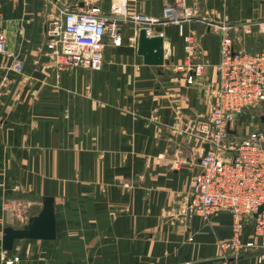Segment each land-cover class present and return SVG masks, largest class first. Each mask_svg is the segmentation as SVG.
Here are the masks:
<instances>
[{"label":"crops","instance_id":"obj_1","mask_svg":"<svg viewBox=\"0 0 264 264\" xmlns=\"http://www.w3.org/2000/svg\"><path fill=\"white\" fill-rule=\"evenodd\" d=\"M165 1L0 0V32L16 54L0 52V264L17 255L14 264H264V246L231 253L220 245L231 238L229 212L185 214L202 152L190 127L207 105L205 88L175 67L202 60L203 84H215L212 23L264 20V0H186L183 31L197 49L185 50L177 24L154 23L162 64L137 52L141 24L131 19L121 44L105 45L99 70H58L49 56L47 25L61 9L160 17ZM259 36L236 45L253 49ZM46 195L57 237L17 239L3 255L5 226L22 227ZM11 201L30 203V216L5 207ZM239 239L261 241L251 223Z\"/></svg>","mask_w":264,"mask_h":264},{"label":"built area","instance_id":"obj_2","mask_svg":"<svg viewBox=\"0 0 264 264\" xmlns=\"http://www.w3.org/2000/svg\"><path fill=\"white\" fill-rule=\"evenodd\" d=\"M185 1L166 0L160 17L145 14L128 17L120 11L105 13L95 6L61 9L47 25L46 44L51 61L58 70L101 69L105 45L121 44L126 19L140 23L148 36L155 35L151 28L154 23L177 24L185 50L194 52L198 44L196 36L183 31V20L188 17ZM212 28L219 37L215 84H203L206 63L202 60L175 66L186 71L187 84L205 88L207 105L206 112L190 127L201 142L202 152L200 170L192 176L185 194V214L188 217L198 214L208 220L214 212H229L231 238L220 245L232 253L240 248L264 246V20L212 23ZM254 30L260 35L256 47H237L241 36ZM158 34L163 36L162 32ZM0 52L16 56L7 49L3 32H0ZM202 143L208 144L205 153ZM18 205L19 202L11 201L5 207L28 217L31 204ZM259 206L262 209L257 212ZM249 223L261 239L258 244L239 239L243 227ZM6 252L2 250L3 255ZM17 260L18 255L5 262L14 264Z\"/></svg>","mask_w":264,"mask_h":264},{"label":"water","instance_id":"obj_3","mask_svg":"<svg viewBox=\"0 0 264 264\" xmlns=\"http://www.w3.org/2000/svg\"><path fill=\"white\" fill-rule=\"evenodd\" d=\"M163 36L160 34L146 35L145 29L141 27L137 37V52L143 55L144 62L149 64H162L164 61ZM233 131V130H231ZM208 144H204L206 152ZM262 209L258 207L257 212ZM254 215H256V213ZM57 237V223L55 211V199L52 195L43 198L41 210L29 217L22 227L7 225L4 228L2 237V247L10 250L14 247L17 239L23 238H43L54 239Z\"/></svg>","mask_w":264,"mask_h":264},{"label":"rangeland","instance_id":"obj_4","mask_svg":"<svg viewBox=\"0 0 264 264\" xmlns=\"http://www.w3.org/2000/svg\"><path fill=\"white\" fill-rule=\"evenodd\" d=\"M32 212V210L30 209V211H29V214ZM32 215V214H31ZM30 216V215H29ZM28 219H29V217H28ZM27 222H28V220H27Z\"/></svg>","mask_w":264,"mask_h":264}]
</instances>
